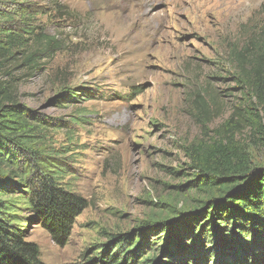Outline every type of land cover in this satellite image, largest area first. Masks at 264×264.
Masks as SVG:
<instances>
[{"label": "rangeland", "instance_id": "374dc122", "mask_svg": "<svg viewBox=\"0 0 264 264\" xmlns=\"http://www.w3.org/2000/svg\"><path fill=\"white\" fill-rule=\"evenodd\" d=\"M13 4L29 7L26 24L45 36L12 82L47 124L42 168L61 170L59 186L87 204L56 241L24 195L7 197L40 262L90 264L144 223L194 208L187 148L221 139L249 102L234 83L235 52L264 47V0H0ZM235 130L264 169L253 130Z\"/></svg>", "mask_w": 264, "mask_h": 264}, {"label": "trees", "instance_id": "16d2710c", "mask_svg": "<svg viewBox=\"0 0 264 264\" xmlns=\"http://www.w3.org/2000/svg\"><path fill=\"white\" fill-rule=\"evenodd\" d=\"M13 6L0 5V73L9 77L0 81V264H42L20 220L9 214L14 206L7 197L24 195L29 213L56 241L66 240L87 204L59 186L61 170L42 168L47 124L18 102L12 82L19 69L35 64L31 48L45 36L26 24L34 14L29 7ZM234 69L236 89L249 92V102L235 107L221 139L187 148L192 175L184 189L199 196L196 206L173 220L144 223L90 264H264V169L255 170L235 140V129L249 126L264 148V47L235 52Z\"/></svg>", "mask_w": 264, "mask_h": 264}]
</instances>
